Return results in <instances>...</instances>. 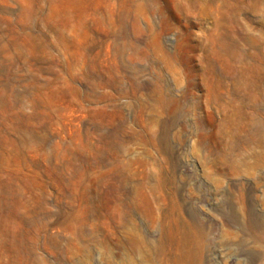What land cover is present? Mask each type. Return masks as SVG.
Instances as JSON below:
<instances>
[{
	"label": "rangeland",
	"instance_id": "374dc122",
	"mask_svg": "<svg viewBox=\"0 0 264 264\" xmlns=\"http://www.w3.org/2000/svg\"><path fill=\"white\" fill-rule=\"evenodd\" d=\"M0 264H264V0H0Z\"/></svg>",
	"mask_w": 264,
	"mask_h": 264
},
{
	"label": "bare ground",
	"instance_id": "6f19581e",
	"mask_svg": "<svg viewBox=\"0 0 264 264\" xmlns=\"http://www.w3.org/2000/svg\"><path fill=\"white\" fill-rule=\"evenodd\" d=\"M212 69V68H211ZM243 70V69H242ZM243 72V71H242ZM247 72V71H246ZM243 74V73H242ZM261 76V75H260Z\"/></svg>",
	"mask_w": 264,
	"mask_h": 264
}]
</instances>
